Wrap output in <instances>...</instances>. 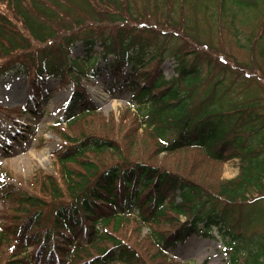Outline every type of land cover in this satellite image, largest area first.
<instances>
[{
	"label": "trees",
	"instance_id": "1",
	"mask_svg": "<svg viewBox=\"0 0 264 264\" xmlns=\"http://www.w3.org/2000/svg\"><path fill=\"white\" fill-rule=\"evenodd\" d=\"M78 1L95 18L75 14ZM199 1L144 0L133 12L131 0H0V76L14 71L28 82L25 102L5 109L9 125L19 126L22 112H39L47 79L71 85L53 127V174L40 170L28 191L5 194L10 214L0 228V264H160L177 241L213 228L227 237L229 264H264V242L248 247L241 262V234L231 229L242 225L235 215L264 199V77L257 93L249 90L257 73L223 66L221 52L198 36L195 19L172 17L174 4L195 11ZM211 1L217 23L233 31L264 11V0ZM163 7L159 31L142 22ZM259 29L233 35L264 60V23ZM144 32L157 37L155 44L140 38ZM175 40L180 49L170 48ZM77 42L85 55L71 58ZM96 45L100 53L92 56ZM99 58L107 63L99 66ZM165 59L174 63L168 77ZM101 75L111 79L107 92L129 91L135 112L101 117L82 83ZM122 118L131 126L123 129ZM137 130L150 146L143 137L134 145ZM183 150L218 164L238 159L237 174L209 187L156 158Z\"/></svg>",
	"mask_w": 264,
	"mask_h": 264
},
{
	"label": "rangeland",
	"instance_id": "2",
	"mask_svg": "<svg viewBox=\"0 0 264 264\" xmlns=\"http://www.w3.org/2000/svg\"><path fill=\"white\" fill-rule=\"evenodd\" d=\"M131 1L133 12H141L144 9V0ZM207 1L209 0L197 2L195 7L196 12L188 4L185 7L183 6L182 11H177L178 5L174 4L171 10L172 17L178 18V16L184 15L190 20L195 19L198 24V36L206 39L208 45L221 52L219 53V57L223 58L227 63V65L223 66L230 67L233 65L237 69L235 71L238 74L241 73L244 68L243 66H249L251 73H257V76L249 79V90L257 93V86H260L259 83L261 82L259 80L261 79L260 76L264 77V60L259 57L256 48L250 51L246 46L243 47L245 41H238L234 37L233 32L239 35L241 39L249 31L257 35L260 30L259 28L264 23V11L260 18L252 19L246 27H238L233 31L227 24L217 23L218 17L211 11L215 8V2L211 0L210 2ZM152 4L153 2L150 3L149 10L155 8ZM165 10L166 7H163L159 12L153 13V16L146 14L147 16H145L142 22H150L149 27L159 31L160 25H163L165 22L162 17ZM74 11L75 14L79 13L85 17L94 16L95 18L94 12H87L82 9L79 1ZM181 12L183 13L181 14ZM156 19L160 23L155 22ZM138 35L141 39L153 44H155V40L153 39H157V37H151L147 32L138 33ZM169 46L174 50L180 49L183 43L175 40ZM99 53L100 47L98 45L94 46L90 51V55L92 56H97ZM82 55H85L83 46L77 42L70 50V57L74 58ZM109 58L107 57V61ZM107 61L99 58V66H104ZM173 64L172 59L164 60L162 69L166 77L172 74ZM238 64L240 67L237 66ZM82 83L86 87V91L91 100H93L95 107L101 110V117L103 119H109L111 116L118 117L122 111H136L135 102L130 99L129 91H121L120 89L110 94L103 92V89H108L112 86L111 79L108 76L101 75V77L95 80L91 78L84 80ZM57 84L59 85L57 78L47 79L45 86H47L46 88L49 89V92L41 102L38 108L39 112L33 114V116L27 112L22 113L20 117V124L22 125H19L20 127L18 128H11L8 122L10 118L4 116L6 115L5 109L19 107L20 104L25 102L28 97V82L23 74L14 71H11L4 77L0 76V106L6 107L0 109V228L3 227V224L7 223L6 217L8 213L10 214L7 210L9 203L5 198V194L9 191L14 193L28 191L32 185H35L33 178L40 170L53 174L54 165L51 160V154L59 146V139L54 133L53 127L61 116V107L66 105L71 92L70 84H64L61 87H57ZM91 120H93V124L95 125L97 119L92 117ZM122 123L123 129H125L124 127L131 126L130 120L124 118H122ZM142 137L146 139V143L150 146L151 142L147 137L142 136L141 130H137V134L134 137L135 140L133 141L134 145L141 146ZM95 157L99 158L101 155L96 154ZM156 158H160V163L179 166L184 175L209 187L218 186L221 178L232 179L238 171L236 160L223 164L204 161L200 157V154L194 150L160 154ZM234 219L240 220L242 224L231 227L234 235L241 234L239 238H236V241L244 244V249L240 255L242 262L248 256L245 254L248 247H253L254 242L257 245L264 242V199L254 211L244 213L241 217L235 215ZM146 232L147 228L145 227L142 234ZM27 235L28 233H26L25 237ZM225 239L227 237H222L221 233L215 228L207 235L200 232L195 233L186 241L176 243L170 250V260H160V264H228L229 252L224 242ZM142 240H144V237L140 235L139 241ZM146 243L149 242L147 241ZM227 247L230 248L231 246ZM32 249L33 245H28L27 251Z\"/></svg>",
	"mask_w": 264,
	"mask_h": 264
}]
</instances>
